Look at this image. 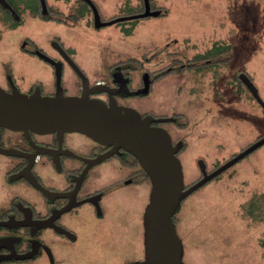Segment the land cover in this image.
<instances>
[{
    "label": "rangeland",
    "instance_id": "rangeland-1",
    "mask_svg": "<svg viewBox=\"0 0 264 264\" xmlns=\"http://www.w3.org/2000/svg\"><path fill=\"white\" fill-rule=\"evenodd\" d=\"M9 1L21 20L9 18L0 7L1 61L17 53L24 41L48 48L56 35L65 47L88 54L90 72L105 63L102 58L111 63L127 55L149 56L156 71L169 68L145 103L153 101L155 113L178 120L167 128L184 141L179 158L186 186L201 177L199 159L212 171L264 135V111L239 80L241 73L247 74L264 100V0H150L159 15L99 29L82 0H47L57 22L71 21L84 10L76 27L30 14L39 10V0ZM93 2L106 21L144 11L143 0ZM214 46L229 50L214 65L195 69L196 57ZM23 67L19 60L14 69ZM150 189L146 183L110 195L103 219L88 216L87 228H76L77 242L55 241L58 264H142ZM255 194L264 195V145L182 202L177 231L185 262L264 264V222L243 210ZM30 264L49 262L43 258Z\"/></svg>",
    "mask_w": 264,
    "mask_h": 264
},
{
    "label": "flooded vegetation",
    "instance_id": "flooded-vegetation-1",
    "mask_svg": "<svg viewBox=\"0 0 264 264\" xmlns=\"http://www.w3.org/2000/svg\"><path fill=\"white\" fill-rule=\"evenodd\" d=\"M7 1L19 17L16 19L11 10L0 4L2 11L20 22L19 10ZM32 13L39 14L42 20L70 27H76L83 18L57 22L48 2L47 17H44L40 1L39 10H30ZM102 21L106 20L102 18ZM59 39L55 35L48 48L32 41L22 42L17 53L0 60V87L7 92L16 87L28 95L39 91L43 96H54L60 87L65 96H81L84 78L76 71L77 66L86 77L90 98L107 105L115 103L133 108L142 117H168L155 113L154 102L145 103V99L153 94L155 85L169 68L156 71L149 56L141 59L127 55L126 59L111 63L102 58L105 63L90 72L87 70L88 54L65 47ZM19 60L24 61L26 67L16 71L15 64ZM28 63L33 64V70H29ZM121 82L127 84L129 91H142L147 86L148 92L124 95ZM169 118L178 121L176 117ZM173 122L152 125L166 129L173 144L182 142L184 146V141L176 140L167 128V124ZM146 183L151 184L138 159L122 148L115 151L112 146L100 144L79 132L61 135L0 126V258L33 252L31 258L3 259L0 264H30L43 258L50 264L45 246L51 249L58 264L55 241L60 245L64 241L77 242L76 228H87L88 216L103 219L110 205V195ZM44 222L46 226L41 225ZM56 227L71 232L75 239L71 240V236L57 231Z\"/></svg>",
    "mask_w": 264,
    "mask_h": 264
},
{
    "label": "water",
    "instance_id": "water-1",
    "mask_svg": "<svg viewBox=\"0 0 264 264\" xmlns=\"http://www.w3.org/2000/svg\"><path fill=\"white\" fill-rule=\"evenodd\" d=\"M39 1L43 16L47 17V0ZM82 1L88 3L92 9L96 29L159 15L158 11L152 10L150 0H143L142 13L102 21L93 0ZM0 4L11 10L16 19L19 17L7 0H0ZM75 68L84 78V91L81 96H65L60 87L54 96H43L39 91L28 95L16 87L12 92H7L0 87V126L25 132H57L61 135L65 132H79L100 144L112 146L115 151L122 148L134 154L151 182L149 202L143 214L142 264H187L184 260V244L175 223V215L180 211L182 202L261 148L264 145V135L212 171H208L205 161L199 159L201 177L190 186H186L183 165L178 156L183 143L173 144L172 137L166 129L152 125L154 122H173L175 118L142 117L133 108L115 103L107 105L101 100L92 99L86 90V77L77 66ZM239 79L264 110V100L252 79L245 73H241ZM121 88L124 95H144L148 92L147 86L142 91H129L127 84L122 82ZM41 225L46 226V223ZM55 229L71 236V240L75 239V235L66 229L59 227ZM45 249L50 264H56L51 249L47 246ZM31 257L33 252L27 255L2 257L0 261Z\"/></svg>",
    "mask_w": 264,
    "mask_h": 264
},
{
    "label": "trees",
    "instance_id": "trees-1",
    "mask_svg": "<svg viewBox=\"0 0 264 264\" xmlns=\"http://www.w3.org/2000/svg\"><path fill=\"white\" fill-rule=\"evenodd\" d=\"M83 3L85 4V6L88 9H90L86 2H83ZM84 14H85V11L84 10H80L78 12V14L74 16V18L81 17ZM15 23L17 24V22H15ZM228 50H229L228 47L226 48V47H223V46H214L206 54L197 56L196 59L194 60L195 62L193 64V67H195V69H200L202 67H210V66L214 65L215 63L219 62L220 61L219 60L220 57L224 54L225 51L228 52ZM204 59L206 61H204ZM179 68L182 69L183 68L182 65L179 66ZM243 210L246 213V215L248 217H250L251 219H253L254 221H263L264 222V195L263 194H255V195H253L249 199V201L246 204L243 205ZM178 213L175 215L176 226H177V215H178ZM260 247L264 250V232H263V236H262V238L260 240Z\"/></svg>",
    "mask_w": 264,
    "mask_h": 264
}]
</instances>
